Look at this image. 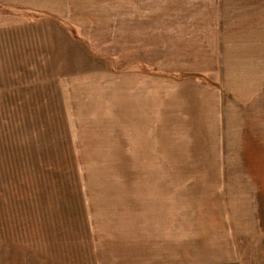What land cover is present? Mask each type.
Masks as SVG:
<instances>
[{"label":"rangeland","instance_id":"obj_1","mask_svg":"<svg viewBox=\"0 0 264 264\" xmlns=\"http://www.w3.org/2000/svg\"><path fill=\"white\" fill-rule=\"evenodd\" d=\"M158 201L264 264V0H0V264H124Z\"/></svg>","mask_w":264,"mask_h":264},{"label":"crops","instance_id":"obj_2","mask_svg":"<svg viewBox=\"0 0 264 264\" xmlns=\"http://www.w3.org/2000/svg\"><path fill=\"white\" fill-rule=\"evenodd\" d=\"M164 206L161 201L153 202L143 222H140L139 212L133 213L131 226H138L136 232L132 231L131 235L124 233L117 238L121 242L124 264H241L235 252L231 228L210 238V241L226 242L224 245H210L214 249H202L203 254L198 250L184 249L185 245L181 249L173 245L188 243L189 237L184 233L171 232V211ZM141 223L147 227L145 233L140 232Z\"/></svg>","mask_w":264,"mask_h":264}]
</instances>
